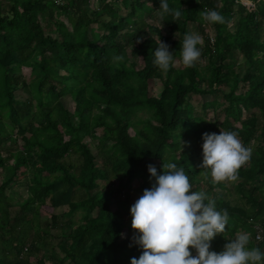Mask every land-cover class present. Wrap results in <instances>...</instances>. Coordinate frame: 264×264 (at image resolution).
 <instances>
[{
  "label": "trees",
  "instance_id": "trees-1",
  "mask_svg": "<svg viewBox=\"0 0 264 264\" xmlns=\"http://www.w3.org/2000/svg\"><path fill=\"white\" fill-rule=\"evenodd\" d=\"M90 1L0 0V264L139 258L129 238L136 201L115 192L117 177L146 174L143 192L152 183L147 165L159 172L169 162L184 167L193 191L229 214L210 251L219 253L241 232L251 238L249 249L264 251V0L250 7L241 0H168L181 16L165 14L161 29L148 21H158L159 0H95L91 13ZM204 10L225 22L208 24ZM194 24L203 38L200 60L161 72L153 63L159 39L179 61ZM155 81L160 97L151 94ZM194 96L214 100L199 111ZM220 131L236 132L252 153L236 181L217 184L200 167L201 135ZM17 186L27 197L14 204ZM62 207L64 223L55 214ZM41 211L50 217L41 221Z\"/></svg>",
  "mask_w": 264,
  "mask_h": 264
},
{
  "label": "clouds",
  "instance_id": "clouds-1",
  "mask_svg": "<svg viewBox=\"0 0 264 264\" xmlns=\"http://www.w3.org/2000/svg\"><path fill=\"white\" fill-rule=\"evenodd\" d=\"M157 11L160 29L165 14L171 12L176 18L181 16V11L170 9L168 0H159ZM202 16L208 24L225 22L215 10H204ZM202 42L199 33H185L180 58L176 61L173 51L159 39L153 63L163 73L177 63L185 69L192 68L200 60ZM122 58L112 57L114 61ZM201 140L200 167L205 174L217 184L236 181L238 170L251 157V148L245 147L233 131L206 132ZM147 172L151 187L143 191L129 210L131 242L141 250L139 258H131L129 264H264V251L247 247L250 239L247 232L228 240L219 253L210 251L212 240L225 233L229 214L227 210H217L215 201L204 191L192 190L184 167L169 162L158 172L149 164Z\"/></svg>",
  "mask_w": 264,
  "mask_h": 264
},
{
  "label": "rangeland",
  "instance_id": "rangeland-1",
  "mask_svg": "<svg viewBox=\"0 0 264 264\" xmlns=\"http://www.w3.org/2000/svg\"><path fill=\"white\" fill-rule=\"evenodd\" d=\"M242 3L248 7L252 6V0H241ZM118 4H120V1L118 2ZM96 1L95 0H91L90 1V4H89V8H90V13L92 11H94L96 9ZM123 10V9H122ZM124 12V11H123ZM106 19V18H105ZM105 19H102V20H105ZM149 23L153 24L154 26H157L159 25V23L157 22V18L156 19H149L148 20ZM237 21V15L235 16V21ZM198 24H194V25H190L189 26V30L190 32H197L199 33V28L197 26ZM200 34V33H199ZM201 35V34H200ZM128 57L130 58V48L128 50ZM176 67H179V63H177L175 65ZM31 70L29 68H23L22 69V76L24 77L25 80H30V75H31ZM29 82V81H27ZM161 90H162V86L160 85V82L159 81H155L154 83H152L151 85V94L153 96H156V97H160V93H161ZM220 102H222V98L221 96H218L217 98ZM214 100V97L213 96H208V97H196L194 96L192 98V102H193V105L196 106V108L200 111L201 110V106L203 105V103L205 102H210ZM64 103L65 105H67V107L69 109H71V111H73V108H74V104L73 102L70 100L69 97H65L64 98ZM100 132H98V136H99ZM97 145V141L93 144V153L96 155L97 157V154H96V151H95V148L94 146ZM74 162H78V160H74ZM96 166L97 167H100L101 166V160L99 157H97V160H96ZM141 174V173H140ZM140 174H137L136 176H133L132 178H129L127 180L123 179L121 177V175H119L117 177V180L121 181L119 183V187H114V189H117L115 192H118V191H121L122 192V199H133V200H137L141 195H142V188L145 184V182L148 180L147 178V175L145 174V176H141ZM141 176V177H140ZM122 179V180H121ZM110 183L109 182H105L103 184V187H106V185H109ZM16 192L18 194H20V196H16L15 200H14V204H16L20 199L21 195L25 197H27L26 195V192H25V189L24 187H19L17 186L15 188ZM112 208H115L114 206ZM68 211V208L66 207H62L58 210L55 211V214L57 216H59V218L62 220V222L64 223L65 219H64V216L63 214L66 213ZM11 212H12V216H15L16 212H18V207L15 206L11 209ZM46 217H50L49 214H47L46 212L44 211H41V221H45L46 220ZM81 218H82V214L81 212H77L76 214H74L73 216V219H72V222L75 223L76 225L77 224H81ZM58 233L57 232H52V235L53 236H56ZM133 236L132 233L129 234V238L131 239ZM250 237V236H249ZM251 242V238L249 239V243ZM52 244H56L55 241H51ZM249 246V244L247 245V247ZM31 261H33V259H31Z\"/></svg>",
  "mask_w": 264,
  "mask_h": 264
},
{
  "label": "built area",
  "instance_id": "built-area-1",
  "mask_svg": "<svg viewBox=\"0 0 264 264\" xmlns=\"http://www.w3.org/2000/svg\"><path fill=\"white\" fill-rule=\"evenodd\" d=\"M257 230H259V228H257ZM259 233L261 234V231H259ZM257 241H261V237H260V235H258V237H257Z\"/></svg>",
  "mask_w": 264,
  "mask_h": 264
}]
</instances>
